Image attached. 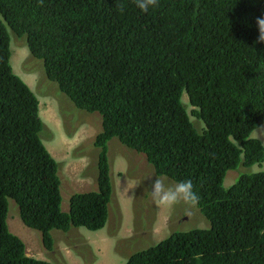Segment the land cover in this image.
I'll return each instance as SVG.
<instances>
[{
  "label": "trees",
  "instance_id": "16d2710c",
  "mask_svg": "<svg viewBox=\"0 0 264 264\" xmlns=\"http://www.w3.org/2000/svg\"><path fill=\"white\" fill-rule=\"evenodd\" d=\"M262 15L264 0H159L147 13L133 0H0V264H50L26 257L9 231V199L45 252L54 230L105 226L112 138L143 154L156 176L191 180L209 222L125 264H264V171L223 187L227 171L264 161V145L249 137L264 124ZM8 29L77 109L101 117L96 190L72 194L68 212L58 163L39 137V101L9 62Z\"/></svg>",
  "mask_w": 264,
  "mask_h": 264
},
{
  "label": "rangeland",
  "instance_id": "374dc122",
  "mask_svg": "<svg viewBox=\"0 0 264 264\" xmlns=\"http://www.w3.org/2000/svg\"><path fill=\"white\" fill-rule=\"evenodd\" d=\"M8 34L11 68L39 101V116L44 124L39 137L58 163L61 209L68 212L72 194L96 190L98 149L93 141L102 130L101 117L77 109L55 82L46 79L42 61L29 56L25 37L16 38L9 29ZM181 100L190 113L192 108L186 94ZM190 120L197 132L204 130L201 120L193 116ZM249 137L257 139L254 131ZM259 141L264 145V139ZM107 147L113 193L102 229L92 232L79 228L68 233L54 230L52 253L45 252L40 233L29 228L27 231L26 226L24 229L17 205L8 200V229L37 249L32 255L34 259L50 264H125L132 253L158 244L173 231L209 228V222L197 206L168 207L154 203L147 188L158 176L143 154L126 148L116 138ZM261 171H264V161L250 167L240 164L237 169L227 171L223 187L232 186L243 174ZM171 183L175 182L167 178L166 184Z\"/></svg>",
  "mask_w": 264,
  "mask_h": 264
},
{
  "label": "clouds",
  "instance_id": "9594fccd",
  "mask_svg": "<svg viewBox=\"0 0 264 264\" xmlns=\"http://www.w3.org/2000/svg\"><path fill=\"white\" fill-rule=\"evenodd\" d=\"M133 2L138 9H140L142 12L147 13L150 9L158 6L159 0H133ZM255 23L258 29V38L256 43L264 44V15L257 17ZM26 85L28 86L27 83ZM191 108L193 109L192 106ZM254 134L258 140L264 139V125L256 126L254 128ZM166 180L167 178L163 176L155 177L154 182L151 183L147 188L149 195L152 197L154 203L168 207L175 206L177 204H184L189 207L198 205L200 197L194 191L193 183L191 180L175 182L171 184H166ZM24 229L26 228L24 227ZM26 230L28 231V228ZM14 235L18 237L22 242L24 246L25 256L33 258L32 255L37 249L29 246L26 242L25 245L24 240L20 236L16 234Z\"/></svg>",
  "mask_w": 264,
  "mask_h": 264
}]
</instances>
